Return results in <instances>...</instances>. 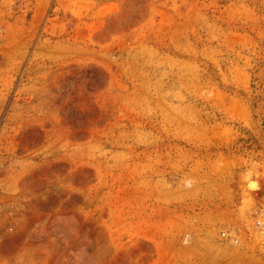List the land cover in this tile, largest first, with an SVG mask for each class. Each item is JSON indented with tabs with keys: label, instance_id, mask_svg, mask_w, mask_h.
<instances>
[{
	"label": "rangeland",
	"instance_id": "1",
	"mask_svg": "<svg viewBox=\"0 0 264 264\" xmlns=\"http://www.w3.org/2000/svg\"><path fill=\"white\" fill-rule=\"evenodd\" d=\"M0 264H264V0H0Z\"/></svg>",
	"mask_w": 264,
	"mask_h": 264
}]
</instances>
